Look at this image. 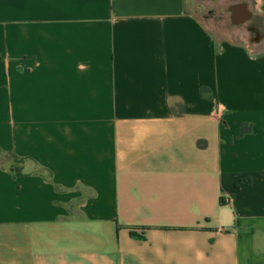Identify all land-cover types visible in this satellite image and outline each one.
Here are the masks:
<instances>
[{"label":"crops","instance_id":"0c3cea01","mask_svg":"<svg viewBox=\"0 0 264 264\" xmlns=\"http://www.w3.org/2000/svg\"><path fill=\"white\" fill-rule=\"evenodd\" d=\"M0 151V264H264V40L187 0H0Z\"/></svg>","mask_w":264,"mask_h":264},{"label":"rangeland","instance_id":"374dc122","mask_svg":"<svg viewBox=\"0 0 264 264\" xmlns=\"http://www.w3.org/2000/svg\"><path fill=\"white\" fill-rule=\"evenodd\" d=\"M233 1L246 2L247 0H227L224 2L223 0H187V9L201 17L207 24L211 25L213 31L219 30L225 33L228 32L230 36L236 37L239 40L246 39L249 43L263 41V32L256 29L249 30L251 26L255 24L253 19L254 14H252V18L247 21L243 20L239 23H235L231 20L226 3ZM0 164L7 168L11 166L16 169L21 165L20 162L5 154H0Z\"/></svg>","mask_w":264,"mask_h":264},{"label":"trees","instance_id":"16d2710c","mask_svg":"<svg viewBox=\"0 0 264 264\" xmlns=\"http://www.w3.org/2000/svg\"><path fill=\"white\" fill-rule=\"evenodd\" d=\"M242 131H244V129H242ZM0 154L9 155V156L12 157L13 159H15V160H17L18 162H20L21 165H22L23 160H24L23 158H18V157L14 156V155H12L11 153H8V152H1V151H0ZM21 165L19 166V168L22 167ZM19 168L16 169V168H12L11 166L9 167V169H10L11 171H13L16 175H19V174H20V170H19Z\"/></svg>","mask_w":264,"mask_h":264},{"label":"water","instance_id":"95a60500","mask_svg":"<svg viewBox=\"0 0 264 264\" xmlns=\"http://www.w3.org/2000/svg\"><path fill=\"white\" fill-rule=\"evenodd\" d=\"M246 17H248V14H247V16ZM241 20V19H240Z\"/></svg>","mask_w":264,"mask_h":264}]
</instances>
